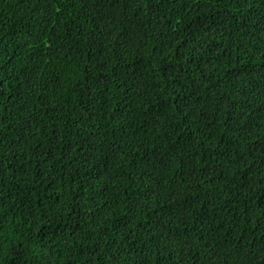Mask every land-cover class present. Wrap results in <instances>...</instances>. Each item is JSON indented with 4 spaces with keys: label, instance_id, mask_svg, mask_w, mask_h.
Listing matches in <instances>:
<instances>
[{
    "label": "trees",
    "instance_id": "trees-1",
    "mask_svg": "<svg viewBox=\"0 0 264 264\" xmlns=\"http://www.w3.org/2000/svg\"><path fill=\"white\" fill-rule=\"evenodd\" d=\"M0 264H264V0H0Z\"/></svg>",
    "mask_w": 264,
    "mask_h": 264
}]
</instances>
